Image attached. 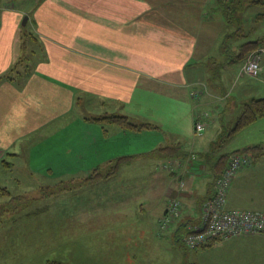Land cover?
<instances>
[{"label":"crops","instance_id":"0c3cea01","mask_svg":"<svg viewBox=\"0 0 264 264\" xmlns=\"http://www.w3.org/2000/svg\"><path fill=\"white\" fill-rule=\"evenodd\" d=\"M0 2V171L20 157L31 173L41 176L48 169L56 174L78 171L119 156L176 163L175 174L159 175L141 199L129 197L95 215L94 225L113 218V252L98 242L96 249L102 244L107 250L102 258L149 259L151 235L165 242L176 229L174 223L160 232L168 199L182 201L181 218L198 220L203 200L214 192L215 162L248 146L262 148L248 152L251 164L233 178L227 203L233 209L264 211V123L247 135L239 134L241 127L233 130L245 104L264 97V51L256 77L262 84L255 94L240 99L231 91L225 97L226 78L235 72L227 63L218 80L207 63L219 52L227 29L222 14L212 8L216 0ZM251 22L253 32L234 42L260 39L254 50L264 48L261 21ZM25 28L35 38L24 48ZM237 47L232 46L233 52ZM85 99L92 115L79 108ZM200 113L208 116L205 129L197 133ZM103 114L125 115L151 123L153 129L128 131L94 119ZM210 128L213 136L200 140ZM224 130H229V144L219 147ZM235 137L239 143L233 142ZM168 145L183 154L156 155ZM176 175L184 177L185 189ZM115 217L128 219L129 225L118 224ZM108 227L90 231H99V240H105L101 233ZM210 249L220 250L218 257ZM207 253L206 264H264V234L216 242L207 246Z\"/></svg>","mask_w":264,"mask_h":264},{"label":"rangeland","instance_id":"374dc122","mask_svg":"<svg viewBox=\"0 0 264 264\" xmlns=\"http://www.w3.org/2000/svg\"><path fill=\"white\" fill-rule=\"evenodd\" d=\"M261 1L262 5H253L256 10L247 9L248 17L250 15L253 18L256 11L264 12V0ZM263 20L260 31L264 35ZM236 26L235 22L231 25L226 24L227 35L225 34V40L223 39L220 45L227 43L233 48L238 46V43L233 40L235 30L236 33L238 31ZM248 31L244 28L245 33ZM221 52V56H224L223 50ZM219 54L220 50L216 51L208 58L207 63L208 67L213 70L214 78L221 80L218 68L226 66L227 63L223 64V58ZM245 59L246 57L230 63V70H233L235 74L230 80L226 78V82L229 81V83L227 90L223 92L225 97H228L232 91L233 96L238 95L241 99L243 96L255 94L257 86L260 87L262 84L260 79L256 78L260 74L251 76L242 73L241 65ZM88 104L85 99V103L79 108L85 110L86 114L92 115ZM262 117L241 127L239 131L244 132H239V134L247 135L246 133L256 132V129L264 123ZM96 121L135 132L153 129L132 119L131 121L138 127H124L110 120ZM228 134L229 130H224L220 135L219 138L223 143L219 138L217 139L216 143L219 147L224 145ZM203 136L199 139L209 140L213 136V129H208ZM238 139L235 137L233 142L239 143ZM225 143L229 144L228 140ZM155 153L158 155L159 152ZM120 157L124 158L119 161ZM126 157H115L78 171L68 168V171L61 174L48 169L47 176H41L38 172L37 175L31 173V170L25 166L24 158L20 157L13 162V167L8 166L7 169L0 171V264H206L209 255L207 247L190 249L182 241L175 239V232H170L165 242H158L151 235L148 243L146 242L149 246V259L102 258L103 255L106 256L105 251L107 250L102 244L101 248L98 247L99 250L96 249L98 242L110 245L113 252V232L110 230L111 227L113 229V218L104 217L106 219L104 224L94 225L92 220L96 222L99 219L95 215L115 207L117 203L129 197H133V200L141 199L147 187L156 184L155 179L165 171L175 174L173 170H175L176 163L170 158L157 163L155 160L147 161L135 159L133 156ZM176 176L181 183V178L184 177ZM185 187L186 183L181 188L185 189ZM175 200L181 202L179 209L182 211V201ZM168 201V208H170L173 199H168ZM110 214L113 217V212ZM115 220L118 224L125 222L129 225L130 222L122 217H115ZM161 223L160 232H163L169 225L163 224L164 220ZM101 227H108L110 230L101 233V237L106 236L105 240H99V231H90L92 229L93 231L101 230ZM218 251L220 250L210 249V254L218 257Z\"/></svg>","mask_w":264,"mask_h":264},{"label":"built area","instance_id":"2783aa9c","mask_svg":"<svg viewBox=\"0 0 264 264\" xmlns=\"http://www.w3.org/2000/svg\"><path fill=\"white\" fill-rule=\"evenodd\" d=\"M1 10V2H0ZM264 48L250 52L244 60L242 73L258 76L262 70V54ZM194 96L198 90L192 92ZM208 114H198L195 128L197 133L205 129L204 117ZM248 152H234L229 156L224 170L216 177L214 192L203 202L198 220L187 224L182 240L189 248L203 247L213 240L223 241L244 234H264V211L253 209H233L228 207V191L238 170L251 164ZM181 187L185 186L182 180ZM181 202L173 199L168 208L165 225L180 217ZM166 227V226H165Z\"/></svg>","mask_w":264,"mask_h":264},{"label":"trees","instance_id":"16d2710c","mask_svg":"<svg viewBox=\"0 0 264 264\" xmlns=\"http://www.w3.org/2000/svg\"><path fill=\"white\" fill-rule=\"evenodd\" d=\"M258 4L262 5V1L261 0H216V3L212 8L214 11L220 12V14H222V16L225 19V23L227 25L234 24V22L236 23V25H237L236 29L238 31L236 33V30H235V33L233 34L234 39H236L240 36H245L246 33L250 34L253 32V30L256 26L252 25V22L250 23L251 20L255 19V22L260 20L262 23V20L264 19V16H262V14L264 12H261L262 14L258 11L254 12L253 18H251L250 15H249V17H248V15H246V11L248 8L253 9L254 8L253 5H258ZM246 26H248L247 29L249 31L245 33L244 28H246ZM33 38H35V35L33 34V32L27 31L25 28L24 39H23V43H22L24 48H25V46H27L28 40L32 41V40H34ZM259 40L256 39V40L245 41V42L238 45L237 50L235 52H233V48L230 44L225 43V44L221 45L222 47L220 49L219 55L221 56V53H222L221 51L223 50L224 56H221L223 58V64H226V63L230 64V63L235 62L236 60H239V59L243 60V58L247 57L246 56L247 54H249L251 51H253L254 49H256L258 46H260L262 44V41L261 40L259 41ZM213 77H214V74H213ZM262 116H264V97L252 98L248 103L245 104V107L242 111V114L239 116V118L237 120V126H235L236 128L233 130L236 131L238 128L246 126V125L254 122L256 119H258ZM110 117H112V118H110ZM94 119L101 120V121H103V120L114 121L116 124L124 126V127H131V128L138 127L137 124L132 122L128 116L120 115V114H103V116H97V117H94ZM142 124H143V126L146 125L149 128H153L151 123H145L144 122ZM261 148L262 147L260 145L248 146L243 150H237L235 152H252V151L259 152ZM157 152L161 153L164 157L177 156L181 153L183 154V152L178 151V147L170 146V145L158 148ZM230 154L231 153L221 155L219 157V159L215 162L214 168L216 170L217 176H218V174H220L224 170ZM128 157H130V156H127L126 158H128ZM123 158L124 157H120L119 161L122 160ZM5 192H6V190H5ZM204 201H205V199L203 200V202ZM203 202L201 204V208L203 206ZM168 212L169 211L167 210V212L164 216L163 220H165V221L167 219ZM173 221H172V223H169L168 225L170 227L172 224L176 223L175 239L177 241H182L184 243L182 238H183V233L186 230V226H187V224L194 222L195 220L192 221L190 219L188 220L187 218L178 217V218H176V221L175 220H173ZM169 227H167V228H169ZM216 242H219V241L213 240L211 243H209L203 247H200V248H205L208 245H212ZM190 249H192V248H190ZM195 249H197V248H195Z\"/></svg>","mask_w":264,"mask_h":264},{"label":"water","instance_id":"95a60500","mask_svg":"<svg viewBox=\"0 0 264 264\" xmlns=\"http://www.w3.org/2000/svg\"><path fill=\"white\" fill-rule=\"evenodd\" d=\"M27 20H28V16L26 15V16L24 17V19H23V24H26Z\"/></svg>","mask_w":264,"mask_h":264}]
</instances>
